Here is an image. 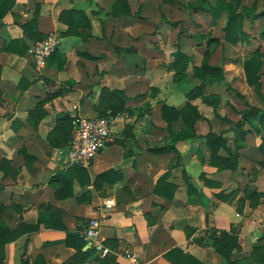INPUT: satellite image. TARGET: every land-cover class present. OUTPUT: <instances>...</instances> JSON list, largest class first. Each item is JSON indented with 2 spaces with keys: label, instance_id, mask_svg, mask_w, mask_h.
Returning <instances> with one entry per match:
<instances>
[{
  "label": "crops",
  "instance_id": "0c3cea01",
  "mask_svg": "<svg viewBox=\"0 0 264 264\" xmlns=\"http://www.w3.org/2000/svg\"><path fill=\"white\" fill-rule=\"evenodd\" d=\"M39 1L47 3L51 9L49 14L34 15ZM58 1L15 0L11 10L0 19V220L11 229L20 228L24 223L40 222L39 230L20 233L15 240L6 244L5 264H62L76 253L75 248L64 243L65 230L46 227L45 221L50 217L43 208V203L62 210V222L70 231H75L91 218L102 219L101 237L108 241L114 252L102 256L99 264H173L164 256V253L171 249L165 248V243L169 242L172 236L180 239L176 244L178 247L197 257L203 264H219L221 254L215 251L213 245L202 243L203 236H200V231L208 230L207 225L210 230L214 225L230 229L242 219L236 206L237 200L251 201L253 193L257 195V192L262 190L245 188L236 191L227 201L214 199L218 204L213 207L209 206L213 203L209 195L207 203L199 201L196 197L199 195L196 191H201L197 150L194 152L192 149L190 155L187 154L188 147L193 142L191 139L173 142L176 150L171 149L170 142H165L164 139V136H168L166 121L156 125L146 121L131 122L133 132L126 135V138L130 139L127 149L132 155L126 162L122 155H118L116 160L112 156L114 151L120 152L124 141L114 142L111 135L107 145L90 166L93 170H88L92 178L109 169L114 170L115 174L99 180L98 186H81L75 181L72 196L62 199L56 197L53 179L64 169V159L62 168L60 156L64 155L72 138L71 130L66 149H61L62 144L56 141V136L62 130L60 118L68 113L74 119L77 112L72 111L70 107L68 110L64 108L61 90L42 95L39 90L42 80L38 77L28 54L31 39L23 24L34 18L39 30L48 24L53 30L64 31L67 23L60 19L64 7L57 4ZM73 5L69 3L65 9L68 10ZM90 36L88 29L82 35L61 36L59 49L62 57H67L68 60L77 50L80 55L78 59L83 61L82 64L87 68H94L97 72L102 69L103 63L98 62L97 55L89 52L88 48L101 49L97 46L96 37ZM12 39H22L27 45V51L21 54L7 50ZM12 47H16V44ZM83 52H89L95 59L89 58ZM131 75L130 73L129 76ZM127 80L128 76L123 78V81ZM128 93L124 91L126 97H129ZM75 107L78 105H74L73 109ZM78 113L94 116L80 110ZM162 132L166 134L163 135ZM170 151L177 153V158L174 166L167 168L163 166L164 159ZM25 154L32 157H26ZM155 171L158 174L153 179V186L165 172H168L169 180L177 185L173 198L168 199L151 193L152 189L144 188L146 182L142 181L141 176L145 178L148 173L152 175ZM126 173L134 177L133 186L127 191H118L116 187L126 178ZM221 173L216 172L218 179L222 178ZM188 177L193 186L187 190L183 184ZM110 191H113V195ZM202 191L209 193L216 189L204 187ZM107 198H113L115 202L111 211L104 209V201ZM243 222L250 227V222ZM168 227H172L169 235L163 231ZM254 229L256 237L259 233L264 234V226L256 225ZM188 230L193 232L189 235ZM234 233L240 244L238 253L242 255H238L232 264H263L242 253V238L244 233H247L246 230ZM24 243L28 244V249L37 250L36 255L29 261L28 255L32 251L22 256ZM123 247L131 248L136 254L135 259L120 254L119 250ZM87 248H90L88 243L84 246V249ZM89 261L90 259L82 264H88Z\"/></svg>",
  "mask_w": 264,
  "mask_h": 264
},
{
  "label": "rangeland",
  "instance_id": "374dc122",
  "mask_svg": "<svg viewBox=\"0 0 264 264\" xmlns=\"http://www.w3.org/2000/svg\"><path fill=\"white\" fill-rule=\"evenodd\" d=\"M116 1H58L57 4L63 6L64 10H67L65 7L69 3H73L72 8L83 10L89 16L91 26L87 28L88 32L90 37H96L97 46L101 50H91L90 47L88 50L97 55L98 62L103 64L102 69L97 72L92 67L87 68L82 64L83 61L78 59L80 55L77 50L72 53L69 60L65 57L62 63H56L61 62L58 57L53 61L49 60L41 70L34 68L42 80L39 87L42 95L46 96L53 90H61L64 97L62 104L66 110L70 107L77 113L80 110L83 113L95 115L103 88H123L121 90L129 92L124 107L114 113L120 114V119L114 125V131L111 134L114 142L124 141L120 152L114 151L112 156L116 160L118 155H122L125 162L132 155L127 149L130 139L126 138V135L133 132L131 124L133 120L135 123L146 121L154 125L164 124L165 119L161 110L163 104L181 108L190 101L198 107L202 115L196 123L198 136L191 139L193 142L187 150L188 155L192 149L194 152L197 150L198 153L200 166L198 180L201 191H196L197 195L199 193L196 196L197 199L204 204L209 199L213 200V203L209 204L213 207L218 204L214 199L227 201L234 192L245 188L264 192V153L260 149L264 131L259 130L258 120H252L251 123H244L243 128L247 132L241 135L237 124L243 119V111L248 105L264 109V102L253 86L248 83L244 68L245 60L257 49L264 53V17L255 20L245 17L243 28L250 35V42L233 44L225 39L223 32L228 17L227 11L225 9L213 11L202 9L216 5L237 10L245 6L248 8L255 6L256 11L260 12L264 10V0L257 2L241 0L240 3L238 0H126L129 13L121 16L113 15L111 12ZM37 3L34 15L42 16L50 13L51 9L47 3L44 1ZM46 19L45 17L44 20ZM38 31L40 39L50 31H55L60 36L62 32L53 30L48 24ZM30 39L28 54L32 61L30 47L39 39ZM60 45L58 51H60ZM178 50L188 57V67L181 73L169 68ZM260 58L264 60V56ZM205 62L222 66L226 70V79L221 83L208 84L201 93L196 94L195 90L194 94L192 92L193 95L189 96L190 92L201 84V80L195 75V67ZM130 73L131 76H129ZM126 76H128L127 82L123 81ZM260 76L264 94V63L260 69ZM139 101L142 103H138ZM76 104L77 109H73ZM71 122L73 129L74 119ZM173 128L179 131L184 128V124L176 121ZM209 132L228 139L227 145L238 155L236 170H218L212 162L211 148L206 142V134ZM164 139L165 142H170L168 136H164ZM68 143L69 140L64 138L61 149H66ZM227 153L223 147L219 149L221 156ZM176 154L171 151L164 154L165 165H162L167 168L173 167L177 158ZM60 159L63 168V154ZM90 169L93 170L92 167ZM156 172L152 175L148 173L145 178L141 176L142 181L146 182L144 188L152 189L151 193H154L153 182L155 180L153 179L158 174ZM216 172H222L221 179L217 178ZM126 175V178L116 187L118 191L119 189L127 191L133 186L134 177L129 173ZM188 178L183 184L187 190L191 185L193 186L192 180ZM206 180L210 182L206 183ZM204 187L215 188L216 191L206 193L202 191ZM110 194L113 195V191H110ZM251 199L246 202L237 200L236 206L242 219L230 229H223L220 225L217 227L214 225L211 230L209 225H207L208 230L202 229L200 231V236H203L202 243L212 245L213 240L223 232L234 233L245 229L247 233H244L242 238V250H244L242 253L247 254L253 260L260 256L263 251L264 234L259 233L256 237L254 228L256 225L264 226V198L253 193ZM249 204L250 206H247ZM243 220L252 225L250 224V227L247 224L244 225ZM172 227L163 229V231L169 235ZM209 231L211 233H208ZM192 232L189 231V235ZM179 240L176 236H172L170 241L165 243V248L178 247L176 244ZM27 246L28 244L24 243L22 256L32 251L28 255L27 260L29 261L36 255L37 250L36 248L30 250ZM236 253V257L242 255ZM102 259L101 255L95 253L88 264H99ZM219 264H229V262L221 255Z\"/></svg>",
  "mask_w": 264,
  "mask_h": 264
},
{
  "label": "trees",
  "instance_id": "16d2710c",
  "mask_svg": "<svg viewBox=\"0 0 264 264\" xmlns=\"http://www.w3.org/2000/svg\"><path fill=\"white\" fill-rule=\"evenodd\" d=\"M15 0H0V19L11 10L14 5ZM258 0H255L257 2ZM241 0H238L240 3ZM128 4L126 0H117L113 5L111 12L113 15L121 16L127 15ZM205 11L213 10H223L225 9L228 13L227 21L223 27L224 37L227 41L233 44L239 42H250V35L244 30L243 22L245 17H249L251 20L264 17V10L257 12L255 6L248 8L243 7L241 10L236 8H223L220 5L216 6H207L202 8ZM60 19L67 23V28L61 32V36L67 35H82L85 30L91 26V21L89 16L80 9L70 8L64 10L60 16ZM24 30L29 33V37L32 39L38 38L40 40V32L37 28V21L34 18H31L25 24H23ZM82 29V31H80ZM264 33V32H263ZM16 44V47L12 45ZM7 50H11L18 53H25L27 51V45L22 39H12L7 46ZM89 58L95 59V56L89 52H83ZM264 56L263 52H260L259 49L254 52L249 58L244 62V68L247 76V81L250 85L253 86L257 94L262 98L264 102V94L262 93V84L260 80V69L264 63L260 57ZM59 58L60 61H65V58L62 57L61 52L58 49L50 56L48 61H53L55 58ZM188 57L187 55L178 50L175 55L174 61L170 64L169 68L171 70H176L178 73L186 70L188 67ZM195 75L201 80V84L197 86L192 92L196 90L197 93H201L203 88L208 84L221 83L226 79V70L220 65H212L207 62L203 63L201 66L195 67ZM192 94V95H193ZM195 94V95H196ZM126 101V96L123 91L119 88H103L101 96L98 101V110L97 115L104 116L107 114V111L110 110L112 113L120 111L124 107ZM162 116L165 119L167 126L166 130L168 133V139L170 141V148L175 149L173 142L180 140L192 139L198 136L196 131V123L202 117L198 107L191 103L190 101L186 103L184 107L178 108L173 105L163 104L162 105ZM61 120V132L56 136V141L62 144V139H70V132L72 130L73 117H70L68 113L63 114L60 118ZM252 120H258L260 128L264 131V109H261L256 106L248 105L247 109L243 111V119L240 120L237 124L239 125L240 134L247 132L243 128L245 122H252ZM176 121H181L184 124V128L179 131H175L173 124ZM239 134V135H240ZM238 139V138H237ZM206 142L211 148V158L212 162L217 166L218 170H236L238 167L237 163V152L232 150L228 145V139L222 135H217L215 133L209 132L206 134ZM237 142V140H236ZM223 147L228 153L227 155L221 156L219 154V149ZM260 149L264 153V136L260 144ZM26 157H32L30 154H25ZM115 174V171L109 169L100 174H97L94 178L91 177L89 170L82 167H68L64 168L58 175L53 179V186L55 188V195L57 198L62 199L73 195V184L75 181H78L81 186H86L94 184L98 186L97 183L104 177ZM168 172H165L161 175L154 186V193L168 199L173 198L174 193L177 189V185L169 180ZM210 182L206 180V183ZM257 195L262 197L264 192H257ZM43 208L49 214L50 219L45 221L46 227L61 229L66 231V237L64 243L66 246L73 247L76 249V253L65 260L62 264H82L88 261L95 251L93 248L84 249V246L87 244V241L83 235V229L85 223L82 224L75 231H70L62 222V210L51 205L43 203ZM40 222L35 224L24 223L20 228L11 229L4 222L0 220V264H5L6 259V244L15 240L20 233L33 232L39 230ZM108 241L104 240V243L109 246ZM214 249L217 253L225 257L229 264H232L236 259V252H239L240 244L238 243V238L234 233L223 232L218 238H215L212 242ZM164 256L170 260L173 264H203L197 257L186 253L178 247L167 250L164 253ZM255 261L264 263V245L262 254L258 257H255Z\"/></svg>",
  "mask_w": 264,
  "mask_h": 264
},
{
  "label": "built area",
  "instance_id": "2783aa9c",
  "mask_svg": "<svg viewBox=\"0 0 264 264\" xmlns=\"http://www.w3.org/2000/svg\"><path fill=\"white\" fill-rule=\"evenodd\" d=\"M60 43L61 36L55 31H50L30 47L32 62L36 70L39 71L47 65L48 59L58 49ZM119 119L120 114H114L110 110L104 116L75 114L71 142L63 155L64 168L74 166L90 168L96 156L110 140L112 128ZM114 206L113 198H107L104 201V209L107 211H111ZM101 226L100 217L91 218L85 224L83 235L95 253L106 256L114 250L104 243L101 237ZM119 252L131 259L136 257L129 247H123Z\"/></svg>",
  "mask_w": 264,
  "mask_h": 264
},
{
  "label": "water",
  "instance_id": "95a60500",
  "mask_svg": "<svg viewBox=\"0 0 264 264\" xmlns=\"http://www.w3.org/2000/svg\"><path fill=\"white\" fill-rule=\"evenodd\" d=\"M88 246H89V244H88Z\"/></svg>",
  "mask_w": 264,
  "mask_h": 264
}]
</instances>
